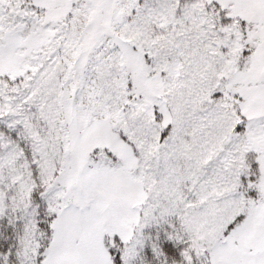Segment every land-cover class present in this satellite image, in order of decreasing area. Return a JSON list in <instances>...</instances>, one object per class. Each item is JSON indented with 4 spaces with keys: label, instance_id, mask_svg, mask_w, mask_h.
Here are the masks:
<instances>
[{
    "label": "snow or ice",
    "instance_id": "6c2138e0",
    "mask_svg": "<svg viewBox=\"0 0 264 264\" xmlns=\"http://www.w3.org/2000/svg\"><path fill=\"white\" fill-rule=\"evenodd\" d=\"M0 264H264V0H0Z\"/></svg>",
    "mask_w": 264,
    "mask_h": 264
}]
</instances>
